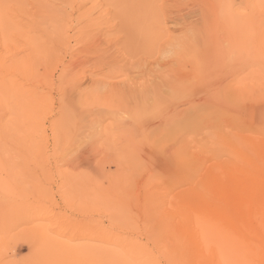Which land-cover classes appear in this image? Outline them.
Here are the masks:
<instances>
[{
  "label": "rangeland",
  "instance_id": "obj_1",
  "mask_svg": "<svg viewBox=\"0 0 264 264\" xmlns=\"http://www.w3.org/2000/svg\"><path fill=\"white\" fill-rule=\"evenodd\" d=\"M0 52V264H264V0H0Z\"/></svg>",
  "mask_w": 264,
  "mask_h": 264
},
{
  "label": "bare ground",
  "instance_id": "obj_2",
  "mask_svg": "<svg viewBox=\"0 0 264 264\" xmlns=\"http://www.w3.org/2000/svg\"><path fill=\"white\" fill-rule=\"evenodd\" d=\"M87 9V8H86ZM89 9V8H88ZM87 9V10H88ZM122 9V8H121ZM128 9V7L126 8V10ZM131 9V8H130ZM130 9H129V11H130ZM90 10V9H89ZM85 11V10H84ZM121 11H124V10H121ZM128 10L126 11V12H129ZM87 12H89V11H87ZM87 12L85 13V14H87ZM119 10H118V15H119ZM125 12V11H124ZM123 12V13H124ZM82 14V13H81ZM129 13H125V16L126 15H128ZM84 16V15H83ZM88 16H90V15H85L84 17H87L88 18ZM66 17H68V16H66ZM91 17V16H90ZM127 17H129V16H127ZM70 18V17H69ZM88 19H90L91 20V18H88ZM88 19H87V21H88ZM126 19H128V18H126ZM70 20V19H69ZM89 20V21H90ZM63 21H64V19H63ZM66 22H68V21H66ZM88 23V22H87ZM86 23V24H87ZM90 23H91V21H90ZM88 27H89V23H88ZM90 27H91V24H90ZM85 28H86V26H85ZM85 32V31H84ZM96 32V31H95ZM89 33V32H88ZM92 35V34H91ZM94 37V36H93ZM1 53V52H0ZM86 54V53H85ZM88 54V53H87ZM3 55V54H2ZM1 54H0V163L1 162H6V164H8L7 162H9L8 160L9 159H7L6 157H5V155H4V153H3V151H2V149H1V143L2 142H4L3 141V137H7L8 138V136L10 135L9 133L11 132V131H15V130H17L18 131V128L21 130L22 128H24V127H26L25 129L26 130H33V128L36 126V123H37V121H38V117H39V115H40V113L42 112V108H40L41 110L39 111V110H37L36 109V105H35V93H34V89L35 88H33V86L32 87H30V85H29V87H28V89H26L25 87V84H26V82L24 83V84H21V82H19L17 79H16V75H18L16 72H18V71H20L19 70V68H17V67H15L14 69H13V65L12 64H7L6 62H3V56H2ZM5 58V57H4ZM6 59V58H5ZM113 59H117V58H115V57H113ZM112 60V59H111ZM110 60V61H111ZM108 61V60H107ZM110 61H109V65H110ZM114 61V60H113ZM116 61V60H115ZM10 63V62H9ZM115 63V62H114ZM116 64H111V66H113V67H117L118 69H115V68H112V69H115V70H112V71H110V73L112 72V74L114 75V74H118L119 72H121V71H119V65L118 66H115ZM110 68V67H109ZM109 73V72H108ZM108 73H107V75H108ZM20 74V73H19ZM111 74V75H112ZM21 76V75H20ZM114 77V76H113ZM25 81V80H24ZM128 81V80H127ZM23 82V81H22ZM28 82V81H27ZM101 82V81H100ZM30 83V82H29ZM28 83V84H29ZM105 83V82H104ZM107 83V82H106ZM115 84L117 83V82H114ZM114 83H112V84H114ZM31 84V83H30ZM108 84H110L109 82H108ZM117 85V84H116ZM129 85V84H128ZM141 85V84H140ZM100 86V85H99ZM113 86V85H112ZM115 86V85H114ZM134 86H135V84H134ZM134 86H133V88H134ZM108 87H109V85H108ZM122 87H124V86H122ZM130 87H131V85H130ZM129 87V88H130ZM136 87V86H135ZM139 87V86H138ZM110 88V87H109ZM108 88V89H109ZM112 88V87H111ZM111 88H110V90H109V93L110 94H114V95H116L115 94V92L117 91V89L118 88H121V87H118L117 86V89H116V87H113L114 89L113 90H111ZM124 88H126V87H124ZM97 89V88H96ZM95 89V90H96ZM122 89V88H121ZM135 90H136V88H134ZM142 89V88H141ZM114 90H116V91H114ZM130 90H132V88H130ZM135 90H133L132 92H134ZM140 90V89H139ZM83 91H85V90H83ZM99 91H101V90H99ZM105 90H103V92H104ZM120 91V90H119ZM122 91H125L124 89L122 90ZM137 91V90H136ZM136 91H135V93H136ZM82 92V91H81ZM91 92H94L95 93V91H91ZM128 92V89H127V91H126V93ZM129 92H131V91H129ZM94 93H92V94H94ZM96 93H97V91H96ZM101 93V92H100ZM123 94L122 95H124V93L125 92H122ZM125 93V94H126ZM120 92H119V94H117V95H119L120 96ZM131 94V93H130ZM137 94H138V91H137ZM97 95V94H96ZM109 95V94H108ZM142 95V94H141ZM111 96V95H110ZM133 96V95H132ZM136 96V95H135ZM88 97V96H87ZM90 97V96H89ZM112 97V96H111ZM63 101V100H62ZM64 102V101H63ZM63 102H61V106H65V104L63 103ZM39 104V103H38ZM11 105L13 106V107H11ZM39 105H41V104H39ZM42 106V105H41ZM40 106V107H41ZM6 108V109H5ZM4 109L7 111V109L8 110H10V109H13L14 111H15V116L17 117H14V115H13V117H14V119H11V120H6V121H4V119L2 118V117H4V114L6 113V112H2L1 113V111H4ZM8 112V111H7ZM7 114V113H6ZM2 116V117H1ZM24 119L26 120H29L30 122L29 123H27L26 121V124L28 125V127H27V125L26 126H20L19 124L21 123L22 124V121L24 122ZM25 122L23 123V125L25 124ZM34 126V127H33ZM33 127V128H32ZM14 129V130H13ZM21 131H23V130H21ZM25 132V131H24ZM18 133H21V132H18ZM9 134V135H8ZM14 135H16L17 137H18V135L19 134H13V136ZM26 135V134H25ZM24 135V136H25ZM28 135H30V134H28ZM28 135H27V137H28ZM32 136H33V133L31 134ZM30 135V136H31ZM16 136H14V137H16ZM22 137L23 139H25V137ZM22 138L20 139V140H22ZM31 138V137H30ZM30 138H27V139H30ZM33 138H34V136H33ZM33 138H31L32 139V144H34L35 142H36V140H35V142L33 141ZM14 139V138H13ZM5 140V139H4ZM17 140V139H16ZM15 140V141H16ZM2 141V142H1ZM18 141H19V139H18ZM5 142H7L6 140H5ZM5 142L2 144L3 145V147L4 148H6V145L8 144H6L5 145ZM25 142V141H24ZM18 144H20V143H18ZM28 144H30V145H32L30 142L28 143ZM28 144L27 145H25L26 147L28 146ZM20 145H22V144H20ZM19 145V146H20ZM18 146V147H19ZM32 146H36L35 144L34 145H32ZM2 147V148H3ZM16 147V146H15ZM30 148V147H29ZM22 151H23V149H21ZM27 151H30L31 153H32V155H34L33 154V151H32V148H31V150H28V149H26ZM34 150V149H33ZM21 151V152H22ZM25 151V150H24ZM23 151V152H24ZM26 151V152H27ZM16 152V151H15ZM19 152V151H18ZM16 153V154H19V153ZM22 152V154H23V156H25L24 155V153ZM25 152V153H26ZM6 153V152H5ZM36 153V152H35ZM57 154V153H56ZM29 155V154H28ZM31 154H30V156H32ZM58 155H59V153H58ZM57 155V156H58ZM15 157H17V156H15ZM36 157V156H35ZM34 157V158H35ZM26 158V157H25ZM24 158V159H25ZM32 158V157H31ZM34 158H32L33 160H30L29 162H34ZM14 160V159H13ZM12 160V161H13ZM23 161V160H22ZM25 162H27V160L25 161ZM29 162H27V164L29 163ZM15 163H16V161H15ZM17 163H19V161H17ZM3 164V166H5V163H2ZM2 164H0V165H2ZM20 164V163H19ZM19 166V165H18ZM27 166V165H26ZM17 167V166H16ZM34 167V166H33ZM1 168V167H0ZM7 168V167H6ZM9 168V167H8ZM16 169V168H15ZM31 169V168H30ZM5 170V169H4ZM10 170V169H9ZM18 170L20 171V169L18 168ZM23 170V169H22ZM32 170V169H31ZM16 173V172H15ZM27 173V172H26ZM32 173V172H31ZM17 174H18V172H17ZM16 174V175H17ZM23 174V173H22ZM19 175V174H18ZM31 175V174H30ZM35 175V174H34ZM27 176H29V173L27 174ZM2 178V177H1ZM28 178V177H27ZM19 179H20V176H19ZM21 180V179H20ZM27 180V179H26ZM25 181V180H24ZM27 183H28V181H26ZM243 182V181H242ZM21 184V183H20ZM246 186H248V185H246ZM12 187V186H11ZM261 187V186H260ZM242 189H244V188H242ZM247 190V189H246ZM25 191V190H24ZM248 191V190H247ZM29 192V191H28ZM34 192V191H33ZM36 192H38V191H36ZM241 192H242V190H241ZM244 192V191H243ZM243 192H242V194H243ZM252 192H257V194H258V192L261 194L262 192H260V190L259 191H252ZM245 193V192H244ZM249 194V193H248ZM256 194V193H255ZM256 194V195H257ZM264 194V193H263ZM244 195V194H243ZM254 195V193L252 194V196ZM247 196V194H245V196H244V198ZM251 196V197H252ZM258 196V195H257ZM257 196L255 197V199L257 198ZM260 196V195H259ZM258 196V197H259ZM23 197V196H22ZM32 197V196H31ZM260 197H262V195L260 196ZM259 197V198H260ZM263 198L264 197H262V200H263ZM3 199H5V198H3ZM245 199H247V198H245ZM252 199V202H253V199H254V197L253 198H250V200ZM7 200V199H6ZM4 203H3V207H4V204H5V201H3ZM33 202V201H32ZM246 202H247V200H246ZM252 202H249V203H251V205H253L252 204ZM254 202H255V200H254ZM260 202L262 203L263 201H261L260 200ZM259 202V203H260ZM248 203V204H249ZM256 203L258 204V206H259V209H260V206L261 205H259V203L256 201ZM256 203H255V205H256ZM247 204V205H248ZM2 205V204H1ZM6 205H7V203H6ZM25 205V204H24ZM250 205V204H249ZM248 205V206H249ZM244 206V205H243ZM242 206V207H243ZM257 206V205H256ZM8 207V206H7ZM16 207V206H15ZM241 207V206H240ZM242 207L240 208V209H242ZM245 207H246V204H245ZM10 208H11V206H10ZM13 208V207H12ZM23 208H24V206H23ZM250 208H252V207H250ZM254 208H256V207H254L253 206V208L251 209V211L254 209ZM3 209V208H2ZM6 209V208H5ZM257 209V208H256ZM262 212H263V214H264V203H263V205H262V207H261V209H260ZM238 212H240L239 210H238ZM249 211H246V214L245 215H247V213H248ZM261 212V213H262ZM25 213V212H24ZM241 213V212H240ZM7 214V213H6ZM250 214V213H249ZM248 214V215H249ZM13 215V214H12ZM12 215H10V216H12ZM45 215V214H44ZM244 215V216H245ZM247 215V216H248ZM1 216V215H0ZM246 216V217H247ZM2 217V216H1ZM30 217V216H29ZM5 219H6V217L4 216V217H2V218H0V222L1 223H3V222H5ZM27 220V219H26ZM30 220V219H29ZM7 221V220H6ZM35 223V222H34ZM247 223V222H246ZM249 223V222H248ZM49 225V224H48ZM38 226V225H37ZM24 227H27V226H24ZM29 227V226H28ZM8 228H10V227H8ZM43 228V227H42ZM258 228H259V225H258ZM261 228H263V226L261 225ZM38 229V228H37ZM46 229V228H45ZM51 231H53V230H51ZM54 231H56V230H54ZM47 232V231H46ZM43 232L41 231V234H42ZM14 234V233H13ZM45 234V233H44ZM43 234V235H44ZM50 234V233H49ZM15 235V234H14ZM35 235V234H34ZM47 234H45V236H46ZM25 236V235H24ZM49 236H52V235H49ZM53 237V236H52ZM51 237V238H52ZM39 238V237H38ZM45 238V237H44ZM49 238L50 237H47V239L45 238V240L44 241H48V242H50V240H49ZM27 239V238H26ZM57 239V238H56ZM16 240H18L17 238H16ZM33 240V239H32ZM40 240V239H39ZM42 240V241H43ZM55 240V238H53V241ZM35 241V240H34ZM32 242V241H31ZM56 241H54V243H55ZM29 243H30V241H29ZM37 243V242H36ZM44 243V242H43ZM32 245V244H31ZM61 245V244H60ZM42 246V245H41ZM40 246V247H41ZM56 246V245H55ZM80 247V246H79ZM78 247V248H79ZM83 247V246H82ZM50 248V247H49ZM46 249H48V248H46ZM75 249V248H74ZM89 250V249H88ZM39 251V250H38ZM44 251V250H43ZM43 254V253H42ZM38 255H39V253H38ZM30 259V258H29ZM36 259V258H35ZM14 260V259H13ZM21 260V259H20ZM36 261H37V259H36ZM9 262V261H8ZM22 262V261H21ZM14 264V263H13ZM98 264H99V262H98Z\"/></svg>",
  "mask_w": 264,
  "mask_h": 264
}]
</instances>
